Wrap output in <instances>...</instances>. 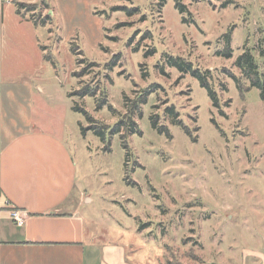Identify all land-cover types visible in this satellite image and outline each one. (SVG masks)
Here are the masks:
<instances>
[{
  "label": "rangeland",
  "instance_id": "374dc122",
  "mask_svg": "<svg viewBox=\"0 0 264 264\" xmlns=\"http://www.w3.org/2000/svg\"><path fill=\"white\" fill-rule=\"evenodd\" d=\"M178 1L187 11L174 0H13L10 11L39 22L19 29L43 35L38 112L59 118L92 242L123 245L129 264H264V100L235 64L248 50L264 79V0ZM125 115L139 133L112 132Z\"/></svg>",
  "mask_w": 264,
  "mask_h": 264
},
{
  "label": "crops",
  "instance_id": "0c3cea01",
  "mask_svg": "<svg viewBox=\"0 0 264 264\" xmlns=\"http://www.w3.org/2000/svg\"><path fill=\"white\" fill-rule=\"evenodd\" d=\"M12 5L0 3V264H129L123 245L87 235L81 208L90 198L77 191V163L59 118L38 112L43 35L19 31L39 22L18 19Z\"/></svg>",
  "mask_w": 264,
  "mask_h": 264
},
{
  "label": "trees",
  "instance_id": "16d2710c",
  "mask_svg": "<svg viewBox=\"0 0 264 264\" xmlns=\"http://www.w3.org/2000/svg\"><path fill=\"white\" fill-rule=\"evenodd\" d=\"M174 1H175L174 6L178 10V12L183 13L184 11H187L186 7L183 4H181L178 0H174ZM165 2H166V0H159L158 5L161 6ZM18 6L20 8H22L25 5L23 3H19ZM132 10H135V9H132ZM126 11H127V13H130L131 10H126ZM47 18H48V16L46 17V19ZM182 20H183V22H188V19L186 17H183ZM44 21H45V19L42 20L41 23H44ZM221 38L223 39L224 47H223V50L220 52H221L222 56H224L225 58H229L231 56V50H232L230 47L231 30L228 29L225 33L222 34ZM70 49L74 54L80 53V50H79L78 46L75 44V42H72ZM46 57H48V55ZM167 58H168V61L171 62L172 65L176 66L181 73H186L187 71L191 70L189 63L182 62V60L180 58H174V57H169V56ZM235 64L242 70V72L245 74V76L249 80V86L250 87H256L259 89V91H260L259 96L262 100H264V79H263L261 73L258 71L257 64L255 63L253 56L250 54V52H248V50L244 51L241 55H239L237 57ZM191 73L193 76H195L197 78L200 86L205 88L207 95H208L211 103L213 104V106L217 107V105H218L217 96H216V93L210 88V86L208 84V81H207L208 76L204 72L200 73L199 70H197V71L192 70ZM232 79L235 82V85H236V88L238 89V92H240V95L243 96V92H246L250 87L243 88L241 83H240V79L236 78L235 76H232ZM78 94H79V96H86L87 95V96L93 97V96H95V90L89 89L88 87L87 88L84 87L81 91H78ZM101 100L102 101L99 102L100 104L104 102L103 101L104 99H101ZM99 103H98V105H100ZM72 108L76 111L83 113L88 120H90L91 122H94L92 117H90L86 113V111H84L83 109H81L79 107H75V106H73ZM168 112L171 114L172 117H175V113L172 109H168ZM173 122H174V124H177V125L181 124L180 122H178V120H175V119H173ZM150 124H151V127L153 129H155L158 133H167V129H165L163 126H157L156 117L154 115L150 116ZM121 126H124L125 128H127L128 132L139 133V131L135 127L134 122L131 120V117H129L128 115H125L123 119L119 120L116 123V126L112 129V132H119L121 129ZM87 128L88 129L91 128L94 133L99 134V135H101L103 132L101 129H105L103 126H99V127L98 126H89ZM87 128L82 127V131H85ZM183 129L188 135H190L187 132L185 127H183ZM126 156H127V154H126Z\"/></svg>",
  "mask_w": 264,
  "mask_h": 264
},
{
  "label": "built area",
  "instance_id": "2783aa9c",
  "mask_svg": "<svg viewBox=\"0 0 264 264\" xmlns=\"http://www.w3.org/2000/svg\"><path fill=\"white\" fill-rule=\"evenodd\" d=\"M10 3L13 0H0V3ZM10 218L14 221L15 224L21 226L24 223V216L19 209L12 208L9 211Z\"/></svg>",
  "mask_w": 264,
  "mask_h": 264
}]
</instances>
